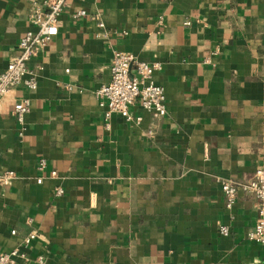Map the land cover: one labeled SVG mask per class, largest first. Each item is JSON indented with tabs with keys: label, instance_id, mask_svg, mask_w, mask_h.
<instances>
[{
	"label": "crops",
	"instance_id": "crops-1",
	"mask_svg": "<svg viewBox=\"0 0 264 264\" xmlns=\"http://www.w3.org/2000/svg\"><path fill=\"white\" fill-rule=\"evenodd\" d=\"M39 2L0 0V72L36 31ZM56 26L27 63L36 88L0 101V174L15 175L0 185V253L23 254L15 264H264V246L246 240L255 198L238 190L227 210L216 182L245 184L264 167V0L69 1ZM115 51L160 64L163 117L135 102L139 124L112 115L104 129L93 93Z\"/></svg>",
	"mask_w": 264,
	"mask_h": 264
},
{
	"label": "built area",
	"instance_id": "built-area-1",
	"mask_svg": "<svg viewBox=\"0 0 264 264\" xmlns=\"http://www.w3.org/2000/svg\"><path fill=\"white\" fill-rule=\"evenodd\" d=\"M69 1L84 0H40L39 5L32 14V24L36 28L35 32L26 31L19 38L16 48L18 55L12 58L0 72V101L4 95L17 86L27 90L36 88V74L27 67L30 59L36 56L38 50L42 48L51 38L57 34V18L62 12L65 4ZM75 16L83 17L85 12L79 10ZM99 30L94 37L97 39H107L109 32L104 28L102 22H97ZM40 70V68H37ZM160 70L158 62L145 63L137 60L131 54L115 51L112 54L109 66V80L105 84L99 85L94 91L97 108L102 112L103 127L109 128V119L112 115H118L126 122L139 124L141 118L132 116L128 109L135 102L139 109L151 114L153 117H163L165 115V99L163 90L155 85L152 75ZM30 102L22 99L13 104L11 112L18 124H22L24 116L29 112ZM150 134V131L146 132ZM45 168V161L38 159L36 171L42 172ZM55 172L51 171L49 177H54ZM12 171H5L0 174V185L6 186L14 179ZM224 198V207L229 210L234 202L238 190L252 195L256 200V219L253 228L246 233V240L264 246V167L256 168L251 180L245 184L235 183L228 180H216ZM36 184L41 183V178L35 180ZM63 191L55 188L54 196L60 197ZM14 234L13 231L10 232ZM218 234L222 237L228 235V229L224 226L218 227ZM34 239L30 233L22 241V245L27 246ZM16 258L26 261L23 254L16 249L8 253H0V264H15ZM38 264H42L40 258L36 259Z\"/></svg>",
	"mask_w": 264,
	"mask_h": 264
}]
</instances>
